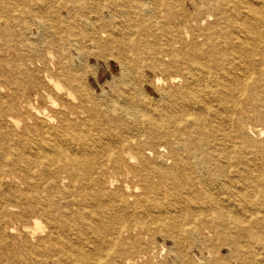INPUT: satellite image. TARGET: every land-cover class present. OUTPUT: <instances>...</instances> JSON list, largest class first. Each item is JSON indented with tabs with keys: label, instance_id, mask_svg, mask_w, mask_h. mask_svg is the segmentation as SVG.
<instances>
[{
	"label": "bare ground",
	"instance_id": "6f19581e",
	"mask_svg": "<svg viewBox=\"0 0 264 264\" xmlns=\"http://www.w3.org/2000/svg\"><path fill=\"white\" fill-rule=\"evenodd\" d=\"M37 4L34 2L30 12L41 7ZM5 8L4 3L0 4V10ZM213 10L216 18L211 14L207 20L193 17L188 32L182 31L184 36L178 32L170 46L147 47L153 53L152 64L147 67L161 73L159 81L164 85L165 100L161 106L138 101L137 92H141L143 82L133 79L120 88L123 100L118 106L73 95L80 88L77 76L72 75L65 62L68 57L57 51L58 47L68 45L67 31H56L48 43V57L52 58L55 51L57 55L56 72L46 74V82L37 83L25 77V64L13 65L14 77L6 81L7 86L16 83L15 93L21 94L28 84L37 87L38 96L47 105L38 108L24 95L17 100L3 95L0 122L6 124L9 132L0 136V155L10 157L9 171L20 165L28 172L34 168V177L40 179V184L27 181V190H22L25 192L20 200L25 213L43 212L52 219L58 237L45 241L49 253L65 254L80 249L75 244L79 240L71 242L68 238L80 231L99 236L87 239L96 251L100 243L132 248L138 241L141 251L148 255L141 233L143 226L133 225L131 219L156 212L159 222L174 236L175 228L180 227L175 215L179 208L197 211L201 217L192 223L199 224L209 235L214 233L219 240L225 241L229 235L247 236L264 243V216L252 211L255 205H264V162L259 157L264 133L252 124L254 119L264 122V68L260 67H264V49L260 51L257 44H247L248 35L264 32V0H238ZM49 13L54 20L63 19L53 9ZM219 19L223 29L229 30L223 32L226 41H222V32H213L212 39L209 34L210 21L215 20L216 25ZM45 22L41 20L42 24ZM198 23H206L207 28L200 29ZM7 29L6 26L0 31L6 43L11 39ZM235 39L240 40L234 42ZM94 42L102 47L117 44L113 34L106 30L98 33ZM221 49L231 50V56H223ZM119 51V57L131 66L122 64L123 74L126 78L133 76V64L141 69L139 63ZM139 51L133 50L135 54ZM236 53L241 60L252 55L253 72L247 61H236ZM38 56L43 60L42 69L47 70L44 56ZM248 79H252L249 84ZM16 116L20 118L17 121ZM12 140H16L15 146L10 143ZM16 152L20 157L11 158ZM250 154L255 157L249 158ZM59 155L63 157L61 161ZM199 163L205 169L204 177H199L195 170ZM61 173L67 179L62 197L45 198ZM108 173L112 178L105 180ZM122 178L138 180L141 192L137 194L135 189L128 195L132 197L129 200L122 184L113 186L114 182H123ZM185 188L187 192L182 191ZM103 237L106 238L102 242ZM260 258L264 264V255ZM148 260L162 264L152 256ZM69 261L72 258L67 257L65 262Z\"/></svg>",
	"mask_w": 264,
	"mask_h": 264
},
{
	"label": "rangeland",
	"instance_id": "374dc122",
	"mask_svg": "<svg viewBox=\"0 0 264 264\" xmlns=\"http://www.w3.org/2000/svg\"><path fill=\"white\" fill-rule=\"evenodd\" d=\"M234 1L238 2V0H17L16 3L15 0H0V4L4 3L6 6L5 9L0 10V31L7 26V31L11 33V39L7 43L0 34V102L5 100L3 95L9 94L16 100L24 95L34 106L44 108L47 103L38 96L37 87L28 84L22 94L18 91L15 93L16 83L9 87L6 81L12 80L14 77L13 65L18 67L25 64L28 67L25 77H29L37 83L39 80L46 82V74L51 75L56 72L54 60H56L58 51L68 57L65 62L69 64L72 75L77 76L80 88L78 92L73 91V95L78 94L88 97L87 99L93 98L98 103L101 102L108 106H118L119 102L123 100L119 94L120 88L129 82V79H133L136 83L143 82L141 92L136 93L138 101L149 102L150 106H161L165 100L164 93H162L164 85L159 81L161 73L147 67L152 64L151 58L153 57L152 50L147 47L166 48L170 46L174 43L178 32L181 36H184L183 32L184 34L188 32V26L192 24L193 17L207 20V15L211 14L216 18L213 10L215 6L221 8ZM34 2H38L37 5H41V7L30 12V7L34 6ZM51 9L55 10L56 15L63 19L54 20L53 15L50 16L49 13ZM68 11L71 12L70 16H68ZM5 15H7L6 20L4 19ZM41 17L43 18L41 19ZM41 20L47 22L42 24ZM214 21H210L213 28L209 30L211 39L215 34L213 32H222V41H224L223 32L228 33L229 30L226 27L223 29L222 19H219V24L216 23V25ZM52 25V28H48ZM198 25L200 29L207 28L206 23L202 26L200 23ZM70 26H72L71 30ZM61 30L67 31L66 34L70 35L69 43L66 47H58L55 55L53 54L52 58H49L48 43L54 38L55 32ZM104 30L112 33L114 39L117 40V44L113 47H102L95 44L94 40L97 34ZM248 37V46L257 44L260 51L264 49V32L253 33ZM239 40L235 39L234 42H239ZM222 46L225 47V44ZM120 49L125 52L126 57L138 62L141 67L140 69L133 64L136 70L132 73L133 76H130L131 78H126L122 72V64L128 67L130 64L119 57ZM137 49L141 51L135 54L133 50L137 51ZM221 50L223 56L232 52L231 50ZM38 55L44 56L46 66H48L47 70L45 67L42 69L43 60H40ZM233 56H237L236 61H247V67L253 72L252 55L242 60L239 58V53ZM261 60L264 62V55L261 56ZM227 66L229 65L227 64ZM141 70H143V74ZM251 81L252 79H248L247 83L249 84ZM261 84H264V81ZM176 88L174 86L172 89ZM167 108L171 110L169 106ZM16 117V121L20 119L18 116ZM252 124L264 133V122L254 119ZM0 125L2 126L0 136L9 132V128L3 121L0 122ZM15 141H10L14 144L12 146L16 145ZM3 146L7 148L8 145ZM262 146L264 147V144ZM263 147H261L262 152L259 155L262 162H264ZM72 152L71 150L69 154ZM19 157L18 152L11 156V158ZM57 157L59 161L63 158L61 155ZM248 157L254 158L255 155L250 154ZM9 162V156L2 157L0 155V264H160L156 261L148 262L150 261L148 258L151 256L154 257V260L161 261L162 264H261L260 257L264 255L261 240L249 239L247 236L233 238L231 235L225 241L219 240L214 233L209 235L208 231L200 227L199 224L192 223L193 219L201 217L199 213H196L197 211L181 208L175 213L180 220V227L175 228L174 236L170 235L166 226L159 222V215L156 212H149L147 216L145 215L146 217L142 215L144 218L141 216L131 219L133 225L143 226L141 233L145 238L148 255L141 251L138 241L132 248V245H129V248H125L123 245L117 246L119 244L108 247L107 244L100 243L99 251H96L92 248V244L87 243V239H96L99 236L83 234L80 231L79 233L76 231L77 235L68 236L71 242L79 240L75 244L80 249L68 251L65 254L61 251L58 254L49 253L45 241L56 240L58 237L53 228V221L50 222L52 219L45 217L43 212L25 213L23 201L20 200L21 193L27 190V181L40 184V179L34 177V168L28 172L26 167L20 165L14 171H9ZM202 166L203 164L199 163L195 167L199 177L205 176V169ZM62 174L58 180L56 179V185L52 186L50 194L47 197L45 195V198L57 200L62 197L61 192L66 190L65 185L67 184L65 174L64 176ZM24 176L28 178L26 179ZM110 178H112L110 173L104 177L105 180ZM122 180L123 182H114L113 186L122 184L129 200L132 197H128V195L135 192V189L137 194L141 192L138 180L131 178H122ZM153 183L157 184V180L153 179ZM182 191L187 192L188 190L185 188ZM38 196L39 193L36 194V197ZM44 197L43 199H45ZM180 206L184 205L180 204ZM253 208L255 209L252 211L258 213L257 216H264V205H255ZM141 220L143 221L141 222ZM36 221L39 228H36ZM261 224L262 222L258 226ZM126 237L128 236L126 235ZM105 238L103 237L102 242ZM124 239L126 240L125 237ZM236 244L239 247L238 251ZM67 257L72 258V261L65 262Z\"/></svg>",
	"mask_w": 264,
	"mask_h": 264
}]
</instances>
